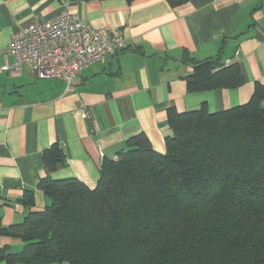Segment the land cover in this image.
Segmentation results:
<instances>
[{
	"label": "crops",
	"instance_id": "0c3cea01",
	"mask_svg": "<svg viewBox=\"0 0 264 264\" xmlns=\"http://www.w3.org/2000/svg\"><path fill=\"white\" fill-rule=\"evenodd\" d=\"M61 12L120 33L125 47L69 84L16 65L12 34ZM214 57L222 65L238 62L245 82L187 91L184 76L193 70L188 58ZM257 82L264 84V0H186L174 6L168 0H0L1 227L45 207L43 179L75 178L95 186L103 159H115L138 133L164 151L169 107L183 112L205 103L210 112L226 110L247 102ZM55 144L63 161L49 169L44 153ZM25 191L33 192L31 209L19 202ZM22 246L0 233V249L18 252Z\"/></svg>",
	"mask_w": 264,
	"mask_h": 264
},
{
	"label": "trees",
	"instance_id": "16d2710c",
	"mask_svg": "<svg viewBox=\"0 0 264 264\" xmlns=\"http://www.w3.org/2000/svg\"><path fill=\"white\" fill-rule=\"evenodd\" d=\"M174 6L186 0H168ZM187 91L245 82L238 62L188 58ZM165 149L145 133L103 159L91 187L78 179H43L47 203L0 233L22 249L0 261L22 264H264V84L226 110L167 109ZM63 161L53 145L49 169ZM19 202L34 207L33 192Z\"/></svg>",
	"mask_w": 264,
	"mask_h": 264
},
{
	"label": "built area",
	"instance_id": "2783aa9c",
	"mask_svg": "<svg viewBox=\"0 0 264 264\" xmlns=\"http://www.w3.org/2000/svg\"><path fill=\"white\" fill-rule=\"evenodd\" d=\"M125 47L120 33L95 27L67 12L20 28L12 34L10 53L16 65L26 66L40 78L69 84L90 65ZM9 65H4L8 69ZM86 118L87 114L82 113Z\"/></svg>",
	"mask_w": 264,
	"mask_h": 264
},
{
	"label": "rangeland",
	"instance_id": "374dc122",
	"mask_svg": "<svg viewBox=\"0 0 264 264\" xmlns=\"http://www.w3.org/2000/svg\"><path fill=\"white\" fill-rule=\"evenodd\" d=\"M95 64V63H94ZM93 65V64H92ZM54 79H56V78H54ZM62 80V79H61ZM64 81V80H63ZM82 113H83V111H82ZM23 243V242H22ZM10 251V250H9ZM11 252V251H10Z\"/></svg>",
	"mask_w": 264,
	"mask_h": 264
}]
</instances>
